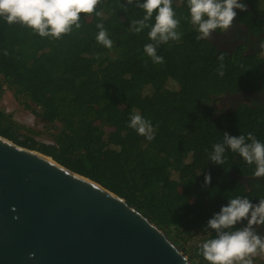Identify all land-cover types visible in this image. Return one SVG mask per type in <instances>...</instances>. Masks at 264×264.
<instances>
[{"label":"trees","instance_id":"trees-1","mask_svg":"<svg viewBox=\"0 0 264 264\" xmlns=\"http://www.w3.org/2000/svg\"><path fill=\"white\" fill-rule=\"evenodd\" d=\"M241 2L246 10H236L238 24L233 25L244 26L246 38L230 37L227 49L214 44L213 37L197 41L187 0H173L182 37L159 45L162 64H154L143 51L151 43L150 28L129 31L130 21L145 13L126 0H101L99 15L82 13L81 27L73 26L58 40L0 17V96L10 92L54 131L52 143H39L0 109V136L124 199L161 228L192 264H208L199 254L200 245L215 236L205 231L207 221L229 199L247 197L258 204L264 198V183L254 179V164L227 149L224 164L209 160L224 132H251L264 143L263 103H243L235 110L216 105L245 90L264 91V58L245 51L252 46L264 52L257 48L264 42V0ZM97 24L107 30L112 48L97 42ZM221 64L223 76L218 74ZM135 113L151 122L153 140L128 127ZM205 174L211 175L207 186ZM241 178L248 179V186ZM256 230L264 236V225ZM193 233L202 238L188 248L179 237Z\"/></svg>","mask_w":264,"mask_h":264},{"label":"water","instance_id":"water-1","mask_svg":"<svg viewBox=\"0 0 264 264\" xmlns=\"http://www.w3.org/2000/svg\"><path fill=\"white\" fill-rule=\"evenodd\" d=\"M0 264H192L128 203L0 136Z\"/></svg>","mask_w":264,"mask_h":264},{"label":"clouds","instance_id":"clouds-1","mask_svg":"<svg viewBox=\"0 0 264 264\" xmlns=\"http://www.w3.org/2000/svg\"><path fill=\"white\" fill-rule=\"evenodd\" d=\"M101 0H0V17L8 24L19 23L31 28L40 37L60 39L72 32L73 26L81 27V14L96 13V7ZM135 5L144 10L142 19L130 21L129 31L140 33L145 28L151 43L144 45V53L154 64L164 63V58L157 54V48L169 41H179L182 33L178 31L180 20L173 9V0H126V5ZM190 13V23L197 35V41L208 40L214 31L227 32L233 26L237 16L236 10H246L241 0H187ZM127 11L128 8L122 4ZM154 23L149 24L153 19ZM99 15V13H96ZM99 29L96 40L105 48H112L113 41L109 38L103 24H97ZM264 48V42L259 44ZM7 55V53H5ZM224 59V53L218 57ZM223 64L218 68V74L224 75ZM128 127L148 141L154 139L151 122L139 113L131 115ZM231 150L248 165H255L254 177L264 178V143L253 133L230 136L223 133L222 142L213 145L209 160L215 165L225 163V152ZM211 182V175L205 174L204 184ZM242 221L246 226L236 228ZM264 225V198L258 204H253L247 197L237 196L229 199L226 206H221L218 213L207 221L206 232L215 233L214 237L205 240L199 249L208 264H254V257L264 254V236L256 230Z\"/></svg>","mask_w":264,"mask_h":264},{"label":"rangeland","instance_id":"rangeland-1","mask_svg":"<svg viewBox=\"0 0 264 264\" xmlns=\"http://www.w3.org/2000/svg\"><path fill=\"white\" fill-rule=\"evenodd\" d=\"M239 43H242V42H239ZM257 48L260 49L258 45H257ZM245 51L246 53L249 52L248 49ZM251 53L254 55L258 53L259 58H264V52L260 53L258 51H255L254 49ZM216 105L222 108L225 107L224 102H221V101ZM0 109L5 111V113L11 116V118L16 123H18L19 125L23 127L22 133H24L25 135L33 138L35 141L39 143L50 144L53 142L52 136L54 134V131L51 129H47L45 125L46 123L36 118L30 110L25 109L24 106L20 104V102L14 99V97L12 96L10 92L4 91V93L0 96ZM163 174L161 176L162 180H164L166 176V175L164 176ZM173 234L176 235V232L173 231ZM179 238H182V241H180L181 243L186 241V246L190 248L194 245H197V243L200 242V239L202 237L200 234L193 233L192 235L185 236V237L180 235ZM187 257L189 258V255H187ZM253 259H254V264H264V254H260L254 257Z\"/></svg>","mask_w":264,"mask_h":264},{"label":"flooded vegetation","instance_id":"flooded-vegetation-1","mask_svg":"<svg viewBox=\"0 0 264 264\" xmlns=\"http://www.w3.org/2000/svg\"><path fill=\"white\" fill-rule=\"evenodd\" d=\"M234 22H236V24H238L236 17L233 21V24H234ZM237 30H242V31L236 32ZM244 30H245L244 27L240 26L239 28H237L236 26L233 25L230 29H228L227 32L216 33L214 31L212 33L211 37H213L214 44L220 45V48L222 47V48L228 49L232 46V43L229 40L230 37H234V38H236V40H240L241 36L246 38L247 32L246 31L244 32ZM233 32H235V33H233ZM263 37H264V35H263ZM251 40L253 42L256 41L255 38L252 36H251ZM246 43L247 42H245V44ZM247 49L249 50V52L253 51L252 46H248ZM224 100H225V107L228 110H231V109L235 110L240 104H243V103H246V104L253 106L252 105L253 101H258L261 104L263 103V105H264V93L255 94V93L251 92L250 90H245L244 92L238 93L236 95L226 96L224 98ZM254 179H257V178L254 177ZM241 181L246 186H248V179H242L241 178ZM258 181L264 183V178H260V179H258Z\"/></svg>","mask_w":264,"mask_h":264}]
</instances>
